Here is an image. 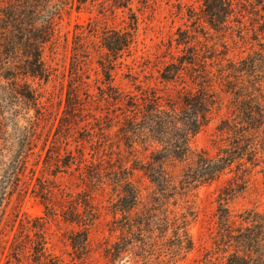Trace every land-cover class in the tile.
I'll list each match as a JSON object with an SVG mask.
<instances>
[{"label": "trees", "instance_id": "1", "mask_svg": "<svg viewBox=\"0 0 264 264\" xmlns=\"http://www.w3.org/2000/svg\"><path fill=\"white\" fill-rule=\"evenodd\" d=\"M74 1L0 0V229L11 197L17 191L26 192L32 179V176L26 178V172L43 108L28 77L49 79L50 72L43 58L45 47L56 37L57 19ZM77 1L81 5L95 0ZM202 5L210 29L225 35L236 30L243 42L252 40L258 46L253 45L246 57L226 62L215 63L213 57L206 55V68L192 74L196 87L185 89L183 86L177 100L164 98L152 89L143 90L141 95L115 90L116 104L127 98L128 105L127 111H122V119H113V123H119L118 138H110L111 131L103 125L106 120L96 119L102 137L95 155L88 157L83 147L76 148V152L67 147L64 153L57 150L50 154L56 166L52 172L57 175L76 165L79 178L90 187L89 191L78 193L82 198L78 205L84 206V210L81 212L77 207L66 211V219L73 221L81 217L92 190L104 191L109 186L114 213L131 214L139 210L143 221L141 229L145 233L142 239H146L148 245L157 242L156 234H160L165 264L185 259L195 247L190 226L197 215L186 198L196 188L226 172L234 173L217 197V230L213 244L195 264H264V209L257 204L235 214L229 205L239 192L250 189L256 174H264V0L244 3L241 0H202ZM249 5H254L251 10L247 9ZM136 26L133 22L129 30L102 31L106 57L98 62L108 80L113 79L115 60L133 44ZM179 43L186 44L190 60L178 57L177 61L168 63L162 73L165 80L181 79L187 64L198 59L197 50L189 41ZM81 66L83 64L78 63V69ZM77 92V89L69 92L70 100L79 99ZM223 94L229 97L227 105L231 113L221 124L224 125L221 130L227 133L226 143L215 156L192 149L191 136L221 108L225 100ZM72 105L69 114L74 118L66 120L67 132L76 125L75 117L81 118L77 108L71 110ZM32 108L40 116L29 117L30 123L24 128L18 149L5 148L3 135L9 121L18 119L22 109L28 113ZM122 140L126 149L121 146ZM136 171L143 172L149 180L148 186L138 184ZM37 179L41 196H52L54 190L46 180ZM32 188L35 191L36 184ZM58 191L62 195L71 194L63 188ZM47 209L50 214L53 212L51 207ZM81 219L84 226L91 224L92 219ZM125 227L128 232L132 230L133 221ZM82 235V249H87L86 230ZM128 236V243L133 244L134 238ZM38 256L37 262H45L43 260L49 256L44 246Z\"/></svg>", "mask_w": 264, "mask_h": 264}, {"label": "rangeland", "instance_id": "2", "mask_svg": "<svg viewBox=\"0 0 264 264\" xmlns=\"http://www.w3.org/2000/svg\"><path fill=\"white\" fill-rule=\"evenodd\" d=\"M251 6L254 5L247 9L251 10ZM133 22L137 23L134 42L115 60L113 79L108 80L98 62L106 57L101 33L105 29L129 30ZM231 32L225 35L207 26L202 0H95L81 5L76 0L66 7L57 19L56 37L45 47L43 55L49 79L28 77L39 95L43 118L37 123L35 143L30 148L26 172V178L32 176L30 187L26 192H15L6 207L5 221L0 229V264H165L160 234H156L157 242L148 245L146 239H142L145 233L141 229L140 211L114 213L109 186L104 191L92 190L81 216L86 221L92 219L89 226L83 225L81 217L73 221L66 219V211L77 207L81 212L84 210V206L78 205L82 201L78 193L89 191L90 187L79 178L76 165L54 175L52 170L56 166L50 154L57 150L64 153L66 147L74 152L83 147L88 157L92 153L95 155L102 137L96 119L106 120L103 125L111 131L110 138L117 139L119 123H113V119H122V111L126 112L128 105L127 98L116 104L115 90L141 95L143 90L152 89L164 98L177 100L183 86L185 89L196 87L192 74L206 68V55L213 57L215 63L226 62L246 57L258 46L252 40L243 42L236 30ZM185 40L196 48L198 59L187 64L181 79H163L162 73L168 63L177 61L178 57L190 60L186 44L179 43ZM78 63L83 67L78 69ZM74 89L78 91L77 102L68 97ZM224 97V103L210 122L191 136L192 149L215 156L226 143L227 133L221 130L224 127L221 124L231 113L227 105L229 97ZM73 102L78 106H73ZM71 105V110L77 108L81 118L75 117L78 119L76 125L67 132L66 120L74 118L69 114ZM21 111L18 119L9 121V128L3 135V146L7 149H18V142L26 131L24 128L30 123L29 117L40 116L34 108L28 113ZM109 119H112L110 128ZM121 146L127 148L124 140ZM139 150L143 151L141 147ZM233 175L226 172L196 188L186 198L197 215L190 226L195 247L175 264H195L212 246L217 230V197ZM38 177L46 180L54 190L52 196H41ZM136 180L142 187L149 185L141 171H136ZM58 188L71 194H59ZM257 204L264 209V174L261 173L255 175L249 190L239 192L229 202L235 214ZM47 206L53 209L51 214ZM130 221L134 228L128 232L124 229ZM84 230L88 234L87 249H82ZM128 235L134 238L133 244L128 243ZM43 246L49 256L43 260L45 262H37Z\"/></svg>", "mask_w": 264, "mask_h": 264}]
</instances>
